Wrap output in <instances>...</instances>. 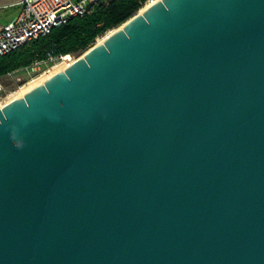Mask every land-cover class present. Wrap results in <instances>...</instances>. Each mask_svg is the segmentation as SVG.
Instances as JSON below:
<instances>
[{
    "label": "water",
    "instance_id": "1",
    "mask_svg": "<svg viewBox=\"0 0 264 264\" xmlns=\"http://www.w3.org/2000/svg\"><path fill=\"white\" fill-rule=\"evenodd\" d=\"M122 24L0 104V264H264V0Z\"/></svg>",
    "mask_w": 264,
    "mask_h": 264
},
{
    "label": "trees",
    "instance_id": "2",
    "mask_svg": "<svg viewBox=\"0 0 264 264\" xmlns=\"http://www.w3.org/2000/svg\"><path fill=\"white\" fill-rule=\"evenodd\" d=\"M146 0H94L82 15L70 16L19 47L0 55V78L49 55L83 53L98 36L120 26L137 13Z\"/></svg>",
    "mask_w": 264,
    "mask_h": 264
},
{
    "label": "built area",
    "instance_id": "3",
    "mask_svg": "<svg viewBox=\"0 0 264 264\" xmlns=\"http://www.w3.org/2000/svg\"><path fill=\"white\" fill-rule=\"evenodd\" d=\"M92 1L94 0H20L18 13L7 22L0 23V55L48 33L52 26L65 22L70 16L82 15ZM147 1L152 0H146L144 4ZM63 56L65 55H49L47 59L36 60L18 71L31 75L42 65L53 63ZM9 74L11 73L7 75Z\"/></svg>",
    "mask_w": 264,
    "mask_h": 264
},
{
    "label": "bare ground",
    "instance_id": "4",
    "mask_svg": "<svg viewBox=\"0 0 264 264\" xmlns=\"http://www.w3.org/2000/svg\"><path fill=\"white\" fill-rule=\"evenodd\" d=\"M156 1H158V0L147 1L145 4H143L139 8V10L137 11V13H135V15L142 14L147 7H149L150 5L155 3ZM123 25L124 24H122L116 28L109 29L103 35L98 36L96 38V44L98 45V44L103 43L109 35H111L117 29H121L123 27ZM72 61H74V59H72V57L69 54L63 56L62 59H60V61L58 60V62H55L53 64V66H51L48 70L42 72L41 74H39L37 76L30 78L29 80L24 82L22 85H20L19 88H17V90H15L14 92L11 93L9 101H12V100L17 99L19 97H22L24 95V93H26L30 89L42 84L46 79H48L52 75L59 72L61 69L68 66ZM5 103H7V102H5ZM0 104L3 105L4 103H2L0 101Z\"/></svg>",
    "mask_w": 264,
    "mask_h": 264
},
{
    "label": "rangeland",
    "instance_id": "5",
    "mask_svg": "<svg viewBox=\"0 0 264 264\" xmlns=\"http://www.w3.org/2000/svg\"><path fill=\"white\" fill-rule=\"evenodd\" d=\"M1 23H4V22H1ZM94 44H96V39H95L93 45ZM93 45H91V46H93ZM81 54L82 53L74 54V55H70V56L72 57V59H75V58L79 57ZM55 62H58V60ZM55 62L49 63L47 65H42L39 69L36 70V72H34L31 75H27L24 71H15L9 75H5V76L1 77L0 78V85H1L0 101L2 103L8 102L10 99L11 93L14 92L15 90H17V88H19L20 85H22L24 82H26L30 78L37 76V75L41 74L42 72L48 70L51 66H53V64Z\"/></svg>",
    "mask_w": 264,
    "mask_h": 264
},
{
    "label": "crops",
    "instance_id": "6",
    "mask_svg": "<svg viewBox=\"0 0 264 264\" xmlns=\"http://www.w3.org/2000/svg\"><path fill=\"white\" fill-rule=\"evenodd\" d=\"M20 0H0V23L12 19L20 9Z\"/></svg>",
    "mask_w": 264,
    "mask_h": 264
}]
</instances>
